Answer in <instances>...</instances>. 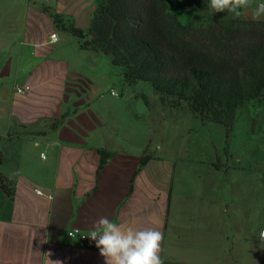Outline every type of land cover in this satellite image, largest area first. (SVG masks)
<instances>
[{
    "label": "crops",
    "instance_id": "obj_1",
    "mask_svg": "<svg viewBox=\"0 0 264 264\" xmlns=\"http://www.w3.org/2000/svg\"><path fill=\"white\" fill-rule=\"evenodd\" d=\"M96 7L0 0V174L17 189L10 199L0 185V264H104L90 238L80 246L69 236H89L102 215L161 231L162 264H264V225L228 227L221 194L189 177L188 164L154 158L126 127L134 98L111 86L134 87L66 31L88 30ZM101 151L112 154L103 167ZM253 200L247 195L244 207Z\"/></svg>",
    "mask_w": 264,
    "mask_h": 264
},
{
    "label": "trees",
    "instance_id": "obj_2",
    "mask_svg": "<svg viewBox=\"0 0 264 264\" xmlns=\"http://www.w3.org/2000/svg\"><path fill=\"white\" fill-rule=\"evenodd\" d=\"M178 1L182 16L172 11ZM207 4L97 0L89 29L66 31L82 41V49L102 53L121 68L130 87L147 83L164 108L187 106L202 122L222 125L229 133L248 103L264 99V21L227 12L204 16ZM100 154L103 167L112 154ZM0 185L15 198L14 182L0 174Z\"/></svg>",
    "mask_w": 264,
    "mask_h": 264
},
{
    "label": "rangeland",
    "instance_id": "obj_3",
    "mask_svg": "<svg viewBox=\"0 0 264 264\" xmlns=\"http://www.w3.org/2000/svg\"><path fill=\"white\" fill-rule=\"evenodd\" d=\"M171 7L183 15L180 1ZM201 14L213 12L207 8ZM111 87L119 97L133 96L127 106L126 127L136 132L139 141H147L154 158L188 164L189 177L204 183L205 191L222 195L224 224L229 227L235 221L263 227L264 99L248 103L228 133L222 125L202 122L187 106L164 108L160 96L147 83L134 88L122 84ZM247 195L255 200L244 207Z\"/></svg>",
    "mask_w": 264,
    "mask_h": 264
},
{
    "label": "clouds",
    "instance_id": "obj_4",
    "mask_svg": "<svg viewBox=\"0 0 264 264\" xmlns=\"http://www.w3.org/2000/svg\"><path fill=\"white\" fill-rule=\"evenodd\" d=\"M213 13L231 14L234 18L250 17L259 22L264 19V2L258 0H208ZM98 249L104 264H162L163 234L154 228L134 230L102 215L93 221L88 236ZM264 241V230L259 233Z\"/></svg>",
    "mask_w": 264,
    "mask_h": 264
},
{
    "label": "built area",
    "instance_id": "obj_5",
    "mask_svg": "<svg viewBox=\"0 0 264 264\" xmlns=\"http://www.w3.org/2000/svg\"><path fill=\"white\" fill-rule=\"evenodd\" d=\"M52 40H53V42H57L58 41L57 34H54L52 36ZM30 90H31V88L29 86H26V87H19V88H17L16 91H17L18 94H26ZM111 94L112 95H117V93L115 91H112ZM35 193L37 195H39V196H45V193L42 190H40V189L35 190ZM50 198H51V196H50ZM69 236L71 238H78L80 246H85V242L88 239V236L86 234H84L83 232H81L80 230H78V229H74V230L70 231L69 232Z\"/></svg>",
    "mask_w": 264,
    "mask_h": 264
}]
</instances>
